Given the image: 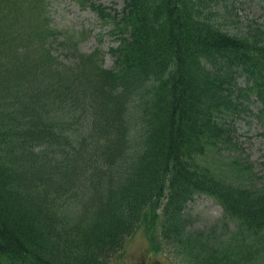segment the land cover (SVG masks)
Returning <instances> with one entry per match:
<instances>
[{
  "label": "trees",
  "instance_id": "trees-1",
  "mask_svg": "<svg viewBox=\"0 0 264 264\" xmlns=\"http://www.w3.org/2000/svg\"><path fill=\"white\" fill-rule=\"evenodd\" d=\"M221 3L89 4L117 36L107 69L58 60L46 0H0V264H113L142 226L197 264H264V178L216 159L232 121L264 136V22ZM198 195L222 209L205 231Z\"/></svg>",
  "mask_w": 264,
  "mask_h": 264
},
{
  "label": "rangeland",
  "instance_id": "rangeland-1",
  "mask_svg": "<svg viewBox=\"0 0 264 264\" xmlns=\"http://www.w3.org/2000/svg\"><path fill=\"white\" fill-rule=\"evenodd\" d=\"M85 1L86 4L82 6L80 0H46L50 26L60 32L52 51L58 60L67 63L75 57L73 49L85 54L98 50L103 56L105 66L112 68L113 62L107 50L117 45V36L113 33L112 24L103 20L97 11L88 5L102 7L106 13L113 14L114 11L121 12L124 0ZM212 1L222 4L223 0ZM226 1L233 4L232 10L238 14L241 22L244 23L247 18L264 22V0ZM236 25L241 27V24L233 23V26ZM261 133V126L252 116L232 121L229 135L233 145L230 153H219L216 159L220 160L223 168L229 167L231 160L238 159L241 164H248L258 177L264 178V136ZM185 214L191 228L205 231L220 219L221 208L215 205L211 198L198 195L187 204ZM158 233L159 230L152 234L142 226L125 240L121 252L112 263L197 264L190 255L185 256L179 252L182 244H168L161 240Z\"/></svg>",
  "mask_w": 264,
  "mask_h": 264
}]
</instances>
